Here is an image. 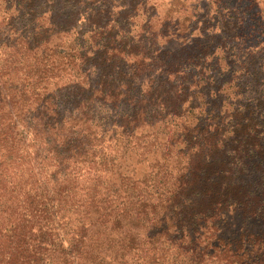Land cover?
<instances>
[{"label": "trees", "instance_id": "obj_1", "mask_svg": "<svg viewBox=\"0 0 264 264\" xmlns=\"http://www.w3.org/2000/svg\"><path fill=\"white\" fill-rule=\"evenodd\" d=\"M123 1L0 0V264H264V45Z\"/></svg>", "mask_w": 264, "mask_h": 264}, {"label": "rangeland", "instance_id": "obj_2", "mask_svg": "<svg viewBox=\"0 0 264 264\" xmlns=\"http://www.w3.org/2000/svg\"><path fill=\"white\" fill-rule=\"evenodd\" d=\"M149 0V5H154V11L157 17H163L167 11L172 9L174 16L179 20H185L184 23L194 30L193 34H198L201 39H212L216 44L223 39L222 32L228 29H234L236 25L231 24L234 21L241 20V27L252 30L255 34L246 37L248 43L254 46L264 45V30L257 24V16L260 13L264 15V0ZM180 3V4H179ZM122 10L130 7V0H125L119 4ZM102 8V7H101ZM122 21L121 29L133 31L138 26L141 18L135 17ZM230 20V24L226 21ZM257 20V21H256ZM256 22V23H255ZM141 23V22H140ZM228 28V29H227ZM192 34V35H193ZM226 39V38H225ZM228 39V37H227Z\"/></svg>", "mask_w": 264, "mask_h": 264}]
</instances>
